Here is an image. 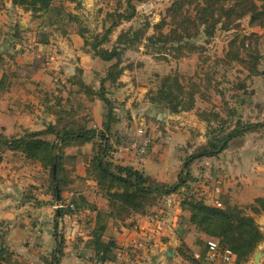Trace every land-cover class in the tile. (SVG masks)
<instances>
[{
  "label": "crops",
  "instance_id": "crops-1",
  "mask_svg": "<svg viewBox=\"0 0 264 264\" xmlns=\"http://www.w3.org/2000/svg\"><path fill=\"white\" fill-rule=\"evenodd\" d=\"M70 12L76 13L73 10ZM48 29L40 18L35 19L31 11L14 6L11 0H6L0 6V53L5 55L6 62L5 69L0 70V131L9 138L20 137L26 130L40 131L49 124H55L58 120L56 112L63 107L61 103L70 101L68 99L71 97L66 93L60 105L55 106L48 99L52 97L51 90L49 93L44 89L43 92L32 94L28 89L29 81L39 88L50 89L53 85L47 68L36 64L41 55L55 53L53 58L60 60L61 69L65 72L61 75L62 83H75L73 69L79 66L87 69L83 71L84 79L92 84L105 76L110 65L109 61L84 48V40L77 29L58 32L57 28ZM16 35L24 37V40L20 43L12 39ZM12 41L17 44L15 48L11 45ZM20 47L27 51L16 54L13 50ZM139 49L143 54L144 45ZM29 59L35 63V66H31L35 69V75L32 78L16 75L15 68L29 63ZM123 76V80L128 81L130 78ZM124 89L126 93L134 91L130 102L144 97V90L139 92L132 83ZM91 102L95 105L88 116L92 119L91 124L95 123L99 129H104L105 115L101 100L95 98ZM149 102L150 108L132 109L129 112L122 109L116 115L117 120L107 132L111 145L110 160L115 164L133 166L154 181L173 184L181 171L175 152L188 143L191 128L180 127L185 122L171 119L172 111H169L167 123L162 125L166 131L162 129L161 134L158 128L161 124L155 119L158 112L151 100ZM131 106L128 104L126 107ZM185 116L181 114L178 117L183 119ZM91 124L87 126L91 128ZM44 138L57 141L54 134L45 135ZM144 140H149L148 151L144 156H138L130 144ZM94 148V142H87L69 145L64 149L60 176L63 190L59 201L53 194L49 169L38 161L26 158L21 151L5 150L0 163V247L6 248L11 254L7 264H49L63 231L68 244L64 247L60 264H93L99 260L90 242L98 212L109 214L112 208L109 199L88 174ZM170 150H174V154ZM224 157L228 158L226 162H231L233 155L226 154ZM217 160L212 156L200 162V189L196 190L206 203L242 205L253 202L257 197H264V174L254 171L246 176L235 171L230 163L225 165V162V170L221 173ZM59 202L64 204L62 208L65 209L70 208V204H77L78 207L58 216ZM181 202L180 194L172 193L149 207L146 213L133 212L125 218L109 215L103 240L115 241L113 259L118 258L123 264H223L206 260L204 242L208 237L188 224V214L182 209ZM261 228L264 231V227ZM260 249L264 251V241L256 252ZM170 251L172 256L168 255ZM185 253L191 255V259ZM253 257L254 254L245 264H251ZM260 264H264V256Z\"/></svg>",
  "mask_w": 264,
  "mask_h": 264
},
{
  "label": "rangeland",
  "instance_id": "rangeland-1",
  "mask_svg": "<svg viewBox=\"0 0 264 264\" xmlns=\"http://www.w3.org/2000/svg\"><path fill=\"white\" fill-rule=\"evenodd\" d=\"M178 1L183 2L182 8L185 16L194 20L197 24L194 28L191 27V24L184 25V27L190 28L189 32L192 33V36L182 41L169 39L166 43L157 42L155 46L149 49L144 47L143 54L140 53L139 47L144 45L147 36L155 32L169 35L172 34L174 29H182L177 22L180 19L179 13H176V20L170 17L168 13V9ZM238 1L227 0L225 6H235L237 12H240L242 8H240ZM252 1L256 4V11L260 13L259 15L252 18V14L247 12L232 21L221 17L215 25L213 33L209 35L205 31L206 25L200 23L197 18V10L200 6L205 5V0H56L54 7L61 5L66 10H73L76 12L74 14L77 18L69 20L66 17L62 24L55 26L48 25L45 20L44 27H47V29L57 28L56 32L83 29L85 35L84 37L80 35L84 40L86 50L91 47V45H86V40L92 43L94 36L101 39L106 29L112 27L118 21H120L119 25L113 27L107 41L104 43L105 48H112L119 36L126 31L135 30L139 39H133V45L125 48L122 52L120 66L123 67V72L114 82L110 80L102 82L103 77H101L96 79L94 83L88 84L83 73L87 69L78 66L73 69L76 82L62 83L61 75H64L65 72L61 69L60 60L53 58V55L54 57L56 55L52 52V54H47L49 56L41 55L36 63L44 65L47 71L51 73L52 87L49 89L38 84L39 88L32 84L33 81H29L30 88L28 89L32 94L39 91L43 92L44 89H47L49 93V90H51L52 97L49 96L48 99L55 106L60 105L61 99H64L66 93H69L71 98L68 100L70 101L65 104L61 103L63 107L59 109L66 110L69 113L64 114L66 119L63 123L75 120L79 124L86 125L88 123L90 125L92 122V119L88 116L95 105L91 101L98 98V94H105L111 100V103L106 105L100 99L104 115L111 108L116 116L122 109L129 112L132 109L150 108L148 107L150 106L149 101L152 97L157 96L156 94L160 89L169 90L172 92L173 101H179V111L171 112L170 118L178 122H185V124L179 125L180 127L191 128L188 143L175 152L182 171L186 159L191 154L198 153L206 148L214 133L225 134L237 125V121H241L243 124L264 122V0ZM121 14L131 15V17L122 18L120 17ZM32 16L39 19L38 15L34 16L32 13ZM166 18L167 23L165 26L156 29V25ZM40 20L43 21L42 18ZM14 32L17 31L14 30ZM12 39H17L21 43L24 37L20 36L19 38V35H16ZM13 43L14 41L11 42V45ZM16 45L13 44V47L15 48ZM13 51L17 54L20 51L27 50L20 47ZM91 53L93 54V52ZM29 61V63L26 62L23 66L15 68L16 75L25 78H32L35 75V69L31 67L35 66V63H31L32 59H29ZM5 64L4 55L0 70L4 68ZM123 75L129 76V80L121 79L124 77ZM69 76H72V74ZM65 77L67 78V76ZM80 80L88 86L78 84L77 82ZM129 83H132L134 88H138L139 92L144 90L143 87L148 88L149 91L144 90L143 92L145 98L130 102L134 91L126 93L124 89ZM89 86L92 88L95 86L94 93L89 91ZM146 99H149V101ZM33 104L36 106L35 103ZM128 104L132 106L126 107ZM151 104L158 112L155 116V119H158L156 121L161 126H165L169 117L168 112L171 110L152 101ZM121 105H124V108H120ZM181 114L186 116L180 119L178 116ZM91 126L95 130H100L95 123H92ZM161 126L158 128L162 134L164 126ZM221 129L223 130L221 131ZM227 149L231 150L228 151ZM170 151L174 154V150ZM226 154L233 155L231 162H226L228 160L224 157ZM205 157L212 156L199 157L190 162L188 168L190 178L175 192L179 193L182 199L190 196L203 198L196 189H200L198 186V172L201 170L200 166H202L200 162ZM215 157L218 159L216 163L220 165L218 168L221 173L225 170V162V165L230 163L234 166L235 171L246 176L254 171L264 174V126L232 139L228 147ZM252 203L254 201L238 205L246 208V212L254 215L258 224L264 227V223H262L264 213L253 214L249 207V204ZM215 206L217 205L215 204ZM218 207L222 208L223 204ZM187 214L188 224L198 232L206 234L189 221V211H187ZM258 218L260 221H258ZM60 235L62 237L59 241L63 242L64 250V247L68 244L66 243L67 239L64 237V231ZM206 235L207 240L216 239L219 241L216 236ZM207 240L204 242L206 248Z\"/></svg>",
  "mask_w": 264,
  "mask_h": 264
},
{
  "label": "trees",
  "instance_id": "trees-1",
  "mask_svg": "<svg viewBox=\"0 0 264 264\" xmlns=\"http://www.w3.org/2000/svg\"><path fill=\"white\" fill-rule=\"evenodd\" d=\"M5 0H0V6L4 5ZM14 6L22 7L27 11H31L34 16L43 19V23L48 25H58L67 17L69 20H75L77 17L72 12L66 10L61 5L54 7L56 0H11ZM227 0H205V5L200 6L197 10V18L200 23L206 25L205 31L211 35L215 25L221 17L232 21L249 12L252 18H255L260 13L256 11V4L252 0H239V6L242 11L237 12L234 7H226ZM183 2L178 1L168 9L170 17L177 16L179 13L180 19L177 20L181 30L174 29L172 34L164 35L163 33H154L145 38L144 47L149 49L157 44V42L166 43L169 39L182 41L185 38L192 36L186 24H191V27H196L197 24L191 18H188L183 13ZM122 18H130L131 15H120ZM176 20V19H175ZM120 21L115 22L112 27L106 29L101 39L94 36L92 43L86 40V45H91L88 51L93 52L95 56L109 61L110 65L103 77L102 82L110 80L114 82L122 74L123 67L122 52L125 48L132 46L133 39H139L138 33L135 30L126 31L119 36L115 45L112 48H105L104 43L107 41L114 26L119 25ZM167 23V18L156 25V29H161ZM78 32L84 37L85 32L79 29ZM86 38V36H85ZM3 54L0 53V67L3 60ZM120 66V68H118ZM81 86H88L83 81H78ZM90 87V86H89ZM94 88L90 87L89 91L93 92ZM99 99L103 100L106 105L111 103V100L105 94H98ZM157 96L152 97L151 101L172 112L179 111V101H173L172 92L166 89H160ZM57 122L49 124L44 130L28 131L20 137L9 138L0 131V163L3 161L4 152L6 149L21 151L26 158L40 162L45 168L49 169L53 186L54 197H62L63 182L61 180V171L63 170L64 149L73 144H84L94 142V156L90 161L88 174L96 181L100 191L109 199L112 208L109 214L98 212L96 226L93 232V237L90 244L96 250L97 259L106 261L114 258V248L116 243L113 239L108 241L103 240V235L107 226V217H121L134 213H146L148 208L156 204L163 197L175 193L186 181L190 178L189 164L193 160L204 156H216L224 151L229 142L248 132L254 131L262 126L264 122H251L243 124L237 121V125L225 134L214 133L211 136L209 145L202 151L191 154L185 161L182 171L179 173L178 180L173 184H166L152 180L143 171L138 170L130 165L115 164L110 160L111 145L107 136L112 123L117 118L109 108L105 114L104 129L95 130L89 128L86 124H79L75 120L63 123L66 117V110H57ZM69 114V113H68ZM223 129H221L222 131ZM54 134L57 141H49L44 138L45 135ZM58 142H60L58 144ZM57 162V177L54 179L52 175L53 166L56 157ZM75 203V202H74ZM76 205V206H75ZM76 210L78 205L74 204ZM182 209L190 212L189 221L195 224L204 233L213 235L219 238V244L222 248H229L236 253L237 263L245 264L252 255L256 252L260 244L264 241V232L258 224L254 215L246 212V208L238 204L227 205L219 208L218 206L206 203L203 198L182 199ZM253 214L264 213V197H257L254 203L249 204ZM72 208H59L58 216H63L66 213L74 211ZM60 240L56 246L55 252L49 264H60V259L63 255V246ZM190 258L191 255L184 254ZM11 254L6 248L0 247V264H7L10 261ZM191 259V258H190Z\"/></svg>",
  "mask_w": 264,
  "mask_h": 264
},
{
  "label": "built area",
  "instance_id": "built-area-1",
  "mask_svg": "<svg viewBox=\"0 0 264 264\" xmlns=\"http://www.w3.org/2000/svg\"><path fill=\"white\" fill-rule=\"evenodd\" d=\"M133 149H135L136 154L138 156H144L149 147V140H144L143 142H136L130 144ZM217 206H222L221 202H216ZM70 208L74 209V205L70 204ZM64 207V204L59 202L57 204V208ZM206 260L209 263H218L221 262L223 264H236L237 263V256L236 253L229 249V248H222L219 244V241L216 239H208L207 240V253H206ZM93 264H123L120 259H112V260H97L93 262Z\"/></svg>",
  "mask_w": 264,
  "mask_h": 264
},
{
  "label": "water",
  "instance_id": "water-1",
  "mask_svg": "<svg viewBox=\"0 0 264 264\" xmlns=\"http://www.w3.org/2000/svg\"><path fill=\"white\" fill-rule=\"evenodd\" d=\"M57 162H58V156L56 157L55 164L53 166V171H52V175H53L54 179H56V177H57ZM57 199H58V201L60 200L59 193H58ZM168 255L172 256L173 255L172 251H170L168 253ZM263 256H264V251L261 249L258 250L257 252L254 253L253 261L251 262V264H260Z\"/></svg>",
  "mask_w": 264,
  "mask_h": 264
}]
</instances>
